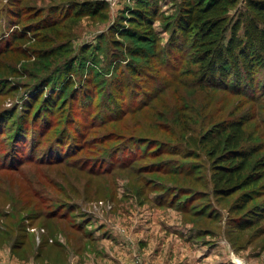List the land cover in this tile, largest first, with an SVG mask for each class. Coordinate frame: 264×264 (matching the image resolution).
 Segmentation results:
<instances>
[{"label":"rangeland","instance_id":"1","mask_svg":"<svg viewBox=\"0 0 264 264\" xmlns=\"http://www.w3.org/2000/svg\"><path fill=\"white\" fill-rule=\"evenodd\" d=\"M69 1L0 0V114L13 109L21 114L37 79L57 72L69 58L76 65L85 57L90 61L88 66L95 59L99 61L98 73L111 74L110 69L102 70L106 69L102 51L110 50L106 45L111 38L124 42L123 47L129 41L107 32L125 25L124 18L136 0H89L91 4H106L101 17L56 14L59 37L47 61L38 59L28 45L9 43V36L26 27L31 16L43 20L52 11L64 13ZM173 1L157 0L163 16L172 14ZM241 8L240 4L236 7ZM236 14L235 10L229 12L233 17ZM160 24L154 21L152 27L162 47L169 35ZM3 48L10 53L2 52ZM165 58L157 64L164 65L165 75H160L168 85L158 97L149 101L146 89L138 99L127 98L123 115L94 128L96 136H115L105 147L122 144L127 148L130 140L136 141L142 158L135 155L129 161L126 154H117L106 160L99 156L98 148L102 147L96 145L74 157L86 160L81 166L73 159L36 163L25 162L24 157L16 162L17 171L11 170L12 166L0 168V264H234L235 259L241 264H264V230L239 232L229 225L234 197L216 199L211 195L210 162L205 153L184 147L186 136L201 134L222 120L244 117V130L250 135L245 145L258 146L253 161L264 158V92L252 98L227 89L199 88L191 85L193 78L185 69H174ZM83 78L77 80L83 82ZM146 84L155 92L156 84ZM97 92L99 103L103 90L98 88ZM95 110L94 115L101 109ZM173 114L178 118L174 124L170 120ZM76 118L81 123L80 111ZM9 125L10 120L2 127L9 129ZM61 129L56 127L53 132ZM8 135V130L0 134V165L10 146ZM35 139L38 149L43 150L45 136L37 134ZM166 161L194 164L193 174L155 175L156 167ZM137 174L193 190L191 194L198 196L194 194L192 207L199 214H182L160 204L161 191L139 189L145 181ZM252 201L251 205L259 204L264 210V195ZM260 224L264 229V215ZM195 227L200 231L198 236Z\"/></svg>","mask_w":264,"mask_h":264},{"label":"trees","instance_id":"2","mask_svg":"<svg viewBox=\"0 0 264 264\" xmlns=\"http://www.w3.org/2000/svg\"><path fill=\"white\" fill-rule=\"evenodd\" d=\"M238 4L237 0H174L173 12L166 17L159 11L157 0H136L124 18L125 25L112 27L107 32L116 33L117 37L129 41L123 47L124 42L111 38L109 45H106L110 50L102 51L106 62V69L102 70L110 69L109 77L95 70L99 68V61L96 63L95 59L92 66H88L90 61L85 57L79 59L76 65L69 58L67 65L57 69V72L37 79L38 84L32 87L30 96L22 105L21 114L14 109L0 114V134L9 131L10 145L3 154L0 168L12 166L14 168L11 170L17 171L15 164L24 157L25 162L31 160L36 163L73 159L79 161L81 166L86 160L74 157L78 152L93 149L96 145L102 147L98 148L99 156L106 160L117 154H126L129 161L135 155L142 158V148L136 141L130 140L131 145L127 148H122V144L105 147L115 140V136H96L94 128L123 115L126 112L123 104L127 98L129 101L138 99L145 95L146 89L150 92L147 94L149 101L161 94L168 84L160 75H165L164 65L157 62L164 57L174 64V69H185L193 78L191 85L199 88L227 89L252 98L264 92V0H246L239 10L236 9ZM105 9L103 1L91 4L89 0H70L64 13L52 11L43 20L39 16L35 19L29 16L26 27L13 32L8 41L19 47L28 45L38 59L47 61L54 54L52 47L59 37L56 14L61 17L68 13L101 17L105 15ZM231 10H235L236 16L229 15ZM157 20L169 35L162 47L152 27ZM20 22L17 20L18 24ZM2 52L8 54L10 50L3 48ZM120 54L125 56L121 57ZM82 77L83 82L77 80ZM147 82L156 84L155 92L148 89L150 84ZM98 88L103 90L99 103L96 102ZM47 90H51V93H44ZM97 107L101 110L94 115ZM79 111L81 123L76 118ZM9 120V129L2 127ZM170 120L174 124L178 118L173 114ZM245 122L244 117L222 120L201 134L186 136L185 145L181 146L205 153L210 162L208 180L211 195L216 199L234 197L229 208V225L239 232L251 229L260 233L264 230L260 224L264 210L259 204L250 203L264 195V158L253 161L252 154L259 149L258 146L245 145L250 139L244 130ZM60 126L62 129L54 133L55 128L60 129ZM37 134L46 138L43 150L38 149ZM129 161L122 165H127ZM193 165H176L166 161L156 167L155 175L190 177ZM144 175L149 174L135 175L145 181L138 188L150 192L161 191L158 196L160 204L182 214H199L192 207L194 194L198 196L197 193L191 194L193 190L167 186L155 176L148 180ZM198 177L195 179L199 180ZM195 230L198 236L200 231L196 227Z\"/></svg>","mask_w":264,"mask_h":264},{"label":"built area","instance_id":"3","mask_svg":"<svg viewBox=\"0 0 264 264\" xmlns=\"http://www.w3.org/2000/svg\"><path fill=\"white\" fill-rule=\"evenodd\" d=\"M116 0H113V3H115ZM240 5L244 4L246 0H237Z\"/></svg>","mask_w":264,"mask_h":264},{"label":"bare ground","instance_id":"4","mask_svg":"<svg viewBox=\"0 0 264 264\" xmlns=\"http://www.w3.org/2000/svg\"><path fill=\"white\" fill-rule=\"evenodd\" d=\"M233 263H234V264H241V262H240L239 260H236V259L233 260Z\"/></svg>","mask_w":264,"mask_h":264},{"label":"crops","instance_id":"5","mask_svg":"<svg viewBox=\"0 0 264 264\" xmlns=\"http://www.w3.org/2000/svg\"><path fill=\"white\" fill-rule=\"evenodd\" d=\"M227 258V257H226Z\"/></svg>","mask_w":264,"mask_h":264}]
</instances>
